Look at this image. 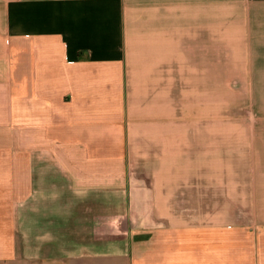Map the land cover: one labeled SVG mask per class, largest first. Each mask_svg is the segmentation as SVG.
Returning a JSON list of instances; mask_svg holds the SVG:
<instances>
[{
	"label": "crops",
	"instance_id": "obj_1",
	"mask_svg": "<svg viewBox=\"0 0 264 264\" xmlns=\"http://www.w3.org/2000/svg\"><path fill=\"white\" fill-rule=\"evenodd\" d=\"M228 2L0 0V264H264V223L168 215L216 140L264 184V124L197 122L216 50L264 113V11Z\"/></svg>",
	"mask_w": 264,
	"mask_h": 264
},
{
	"label": "rangeland",
	"instance_id": "obj_2",
	"mask_svg": "<svg viewBox=\"0 0 264 264\" xmlns=\"http://www.w3.org/2000/svg\"><path fill=\"white\" fill-rule=\"evenodd\" d=\"M229 1L232 2H228L225 6L221 4V8L226 10L227 19L241 11H264V0ZM221 8L216 10V15L219 16L215 22L216 41L223 39L221 33L223 32L224 20L221 18L223 16ZM227 19L225 22L227 25L238 22L237 19ZM245 55L247 53H241L243 59ZM214 56V83L198 85V104L202 113L205 114L200 116L197 122L204 121L215 124L218 128L215 135L221 137L225 134L221 131L222 127L233 130L234 126L237 127L238 124H246L252 128L264 124V113L254 104L249 82L247 88L244 84H239L240 53L216 50ZM206 89L209 92H206ZM230 134L234 135L238 132H230ZM235 146L236 149L231 152L232 143L228 144L216 140L214 146L215 163L209 164V168L204 166V170L201 167L196 168V173L191 172L190 169L183 173L180 185L184 193L181 194L182 196L180 195L183 200L177 201V204L183 210H188L181 211V213L172 211L168 215L173 216L175 214L174 216L177 215L179 220L189 222L197 220L200 222L221 221L243 223L250 227H258L264 223V184L255 179L257 175L255 172L256 165L252 162L255 156L250 144H248L247 155L244 156L251 163L241 165L240 171L246 169L245 172L241 173L238 170L240 165L238 166L235 162H238L239 157L238 145ZM259 154L261 155V153ZM191 156L189 149L185 148L184 157L190 158ZM240 175L244 177L243 180L239 179ZM138 186L147 185L136 183L135 189ZM180 196L177 197L179 200H181Z\"/></svg>",
	"mask_w": 264,
	"mask_h": 264
}]
</instances>
